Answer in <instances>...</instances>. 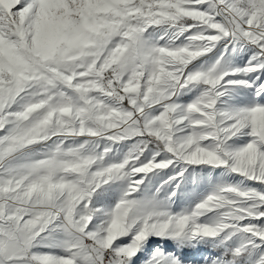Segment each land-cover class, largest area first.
Returning a JSON list of instances; mask_svg holds the SVG:
<instances>
[{
  "label": "snow or ice",
  "instance_id": "6c2138e0",
  "mask_svg": "<svg viewBox=\"0 0 264 264\" xmlns=\"http://www.w3.org/2000/svg\"><path fill=\"white\" fill-rule=\"evenodd\" d=\"M0 264H264V0H0Z\"/></svg>",
  "mask_w": 264,
  "mask_h": 264
}]
</instances>
